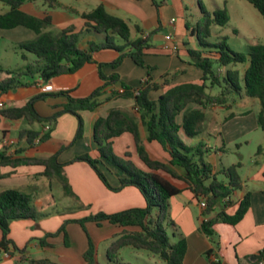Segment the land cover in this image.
<instances>
[{"label":"trees","instance_id":"16d2710c","mask_svg":"<svg viewBox=\"0 0 264 264\" xmlns=\"http://www.w3.org/2000/svg\"><path fill=\"white\" fill-rule=\"evenodd\" d=\"M36 0H0L6 10L0 14V30H11L23 27L32 31L34 40L20 44V48L34 57L32 62L18 70H4L0 73V99L12 90L29 86L32 80L38 79L48 83L62 75H72L87 64H96L93 54L102 50H113L118 57L108 64H97L99 78L103 84L85 98H72L68 92L58 95L67 98L65 104L51 116L42 117L35 108L38 100L49 97L48 94L38 95L29 100L22 107H5L0 109V117L8 120L23 119L28 124L37 123L48 127L47 131H20L19 139H25L27 145L33 146L36 139L43 143L50 139L51 132L57 119L64 114H71L78 118V128L74 141L83 135V124L79 116L83 111H94L103 102L112 99H133L134 110L140 116V122L146 132V142L156 143L167 155V162L153 158L140 137L137 119L122 109H112L105 118H98L93 124V142L98 156L88 154L75 157L71 163H87L96 173L99 180L110 191L119 192L125 188H136L145 200V207L130 208L124 211L107 214L98 212L95 215L80 219L65 221L55 233L46 234L39 239L40 245H45V239L63 235L64 244H68L66 226L69 223L79 224L85 230V224L94 223L100 227L103 223L118 226L120 233L114 236L106 250V259L116 261L118 252L125 247L146 251L158 258L163 264H183L186 242L177 234V227L169 215V199L179 195L182 190L174 186L159 173H165L172 179L183 182L194 195L197 202L204 201L205 219L200 224V232L210 241L213 249L217 248L216 226L219 224L234 227L244 217L249 209V195L246 194L237 204L234 214L227 213V209L234 203L231 200L234 192L241 190L242 181L238 170L241 163L221 168L214 172L211 163L206 161V151L202 144L187 146L179 136L180 131L188 138L197 137L200 127L206 119L205 110L212 106L224 107L229 101L234 102L244 97L255 99L259 104L256 116L257 126L264 131V42L250 46L247 53L233 51L227 44V39L217 37L211 43V28L225 26L229 21L226 9L210 13L198 2L201 18L193 27L191 33L198 42L199 50L188 51L193 66L202 75L201 83H185L169 88L157 99H150L149 93L156 92L162 84L143 81L140 88L128 87L120 83L119 75L113 73L106 77L102 73L103 67L118 68L125 58H129L139 67H147L144 62L146 52L152 48L148 37L135 27L139 34L131 38V31L125 20L109 14L100 5L91 12L82 15L86 20L85 27L80 32L72 28L61 31L57 35L43 32L50 24V18L39 20L27 15L21 7L27 2ZM49 9L58 6L56 0H42ZM264 19V0H246ZM159 8L164 1L155 2ZM96 36L98 41L91 42L87 49H80L79 42L86 35ZM117 42V43H116ZM120 44H119V43ZM24 60L27 59L23 56ZM248 63L242 77L237 65ZM23 79L30 82L25 83ZM119 91H111L103 100L106 87L118 84ZM196 107V108H192ZM128 133L132 136L138 159L145 166V170L138 168L131 160V154L126 152L117 156L113 152V141ZM9 154L7 148L0 150V167L17 168L20 166H41V175L49 181L55 180L63 193L75 197L67 178L64 166L58 162V153L48 158H27L20 154ZM114 172L118 177V185L112 187L107 176L102 172ZM220 177L225 180L218 179ZM215 213L211 218L206 216ZM36 208L29 195L17 190L0 192V253L8 256L19 254L28 264H55L47 259L35 260L26 256V249H19L9 239L10 224L14 221L36 220ZM167 229L172 230L175 241L168 235ZM213 249L207 252L209 257ZM96 248L88 240V249L83 254L84 264H98ZM264 262V248L259 252ZM213 262V261H212Z\"/></svg>","mask_w":264,"mask_h":264},{"label":"crops","instance_id":"0c3cea01","mask_svg":"<svg viewBox=\"0 0 264 264\" xmlns=\"http://www.w3.org/2000/svg\"><path fill=\"white\" fill-rule=\"evenodd\" d=\"M162 1H164V4L157 8L155 2L160 3ZM56 2L58 6L52 9H49L42 0L27 2L21 7V10L39 20L49 17L50 24L43 29V32L57 35L69 28H72L74 32L82 31L86 24V20L82 15L102 5L109 14L126 21L131 31V38L139 36L135 27H138L149 38L152 48L146 52L144 62L152 70L139 67L129 58H125L116 69L103 67L102 73L104 76L108 77L113 73H117L120 83L132 88H140L145 80L156 84H162L166 80V84L161 85L158 91L149 93L150 99L153 100L171 87L185 83H201L202 75L193 66L188 55L189 50L197 51L200 49L196 38L191 35L194 26L190 27L188 23H180V19L184 17L188 10L185 0H56ZM193 2L194 0L190 5ZM0 9V14H2L6 7L0 3ZM172 20H174L173 23ZM167 32L173 36L174 42L178 45V51L175 54L165 52L162 49L164 36ZM4 37L12 42H17L20 46L22 43L34 40L36 35L23 27L0 30V55L1 43ZM97 41L96 36L88 34L79 42V48L82 50L87 49L89 43ZM92 57L96 64H87L75 74L62 75L51 80L49 83L54 89L51 93H42L40 91V80L34 79L29 86L20 87L9 92L4 98L0 99V102L4 104V107H22L32 98L41 94H48L49 97L35 103V108L42 117L51 116L67 101V98L59 96V93L68 92L70 97L75 99L85 98L100 87L103 81L99 78L97 64L111 63L118 57V54L113 50H102L95 52ZM247 67L248 63H245L237 65L235 69L239 70L242 77ZM23 82L29 83L30 81L23 79ZM105 90L106 93L100 100L106 98L111 91L121 90V87L118 83L106 87ZM252 106L259 107L257 100L244 97L234 102L229 101L224 107H209L205 110V114L207 110H210L211 114L209 116L206 114L204 123L207 121L213 122L220 118L219 110L242 109V113L237 115L230 113L224 119V125L227 124V127H230L229 125L236 120L232 118L237 116H239V119L247 117L251 113ZM117 108L131 113L137 119L140 137L152 157L167 162L168 157L159 145L146 142V132L140 122L139 114L134 110L133 99H112L103 102L94 111L80 112L83 135L77 141H74V138L78 128V118L71 114H64L57 119L49 140L43 143L34 142L33 146L27 145L24 138L20 140L19 132L25 130L44 131V127L41 126V129H37L35 128L37 123L28 124L23 119L8 120L0 117V150L5 147L9 154H15L20 150L22 151L20 155L27 158H48L58 153V162L65 165L64 175L78 197L85 202L96 203L105 194L103 188L104 190L106 188L103 187L96 173L87 163L76 162L70 164V162L75 157L84 154H88L92 158L98 156L93 142V124L98 118L107 117L110 110ZM256 116L257 113L255 114V125L258 128ZM203 124L197 137L188 138L182 130L179 136L187 146L202 144L203 149L206 151V161L211 163L214 172H218L221 169L217 162L219 149L216 146L211 147L204 143L205 138L202 130L205 125ZM13 133H15L14 136ZM113 152L117 156H123L126 152L130 153L133 163L138 168L145 170V166L137 157L134 141L130 134L125 133L114 139ZM260 152L261 149H259ZM42 172L43 167L41 166L0 167V181L22 178L24 182L18 186L26 190L33 187L34 180L43 177ZM159 174L182 190L179 195L169 199V215L177 227V234L183 237L186 242L183 264H260V262H257L258 260H253L252 257L259 256V252L264 248V165L260 170H256L255 174V179L263 183L262 187L248 190L241 180V190L233 193L231 200L234 204L227 209V213L234 214L237 204L246 194L249 195V209L236 226L231 227L223 224L216 226L218 246L214 249L209 239L199 230L201 222L205 219L204 210L200 207V203L197 202L183 182L172 179L165 173ZM108 178L111 180L112 185L116 186L118 184L117 175H111ZM4 190L9 189L0 188V192ZM124 190L129 192L130 208L145 207V200L136 188L129 187ZM114 211L105 212L113 213ZM214 215L215 213H212L206 217L211 218ZM62 219L57 217L41 220L38 222L39 228L34 227L35 223L33 221L12 222L10 224L9 239L19 249L31 248L35 250V253L41 256L35 258V260L47 259L55 264H84L83 254L88 249V239L84 230L76 223H70L66 226L68 245L64 244L62 234L46 238V244L43 246L38 242L46 234L55 233L61 226ZM85 229L92 232L95 244L103 240H109L110 243L114 236H117L121 231L118 226L103 223L98 227L92 222L86 223ZM97 230H106L107 233L101 234ZM31 239H35L34 242ZM211 249H213V252L208 257L207 252ZM26 256L33 258L28 252H26ZM212 257H215L218 262H212ZM0 264H28V262L22 260L19 254L8 256L1 251Z\"/></svg>","mask_w":264,"mask_h":264},{"label":"rangeland","instance_id":"374dc122","mask_svg":"<svg viewBox=\"0 0 264 264\" xmlns=\"http://www.w3.org/2000/svg\"><path fill=\"white\" fill-rule=\"evenodd\" d=\"M185 1L188 10L184 17L180 19V23H188L190 27L198 23L202 16L198 2L210 13L223 9L228 11V23L225 26H213L211 28L212 37L209 40L211 43L216 42L217 37H224L227 39L226 44L233 51L246 54L250 46L264 42V19L246 0H194L192 5H190L192 0ZM155 44L157 45L158 43ZM23 56L27 58V61L24 60ZM32 60H34V57L21 49L17 42H12L5 37L3 38L0 55V67L2 69L18 70ZM3 77L4 74L0 73V79ZM219 111L220 118H217L213 122L207 121L203 124L205 125L202 130L205 138L204 143L211 147H218L219 155L217 162L219 168H226L241 163L238 173L245 188L252 190L262 187L263 183L255 179L256 170H260L264 165V131L260 130L255 125V114L258 113L259 107L252 106L251 113L247 115V117H241V120L239 116L232 118L236 120L229 125L230 127H227V124L226 126L224 125V119L227 118L230 113H235L237 115L242 113L243 110L233 108ZM206 114L209 116L211 114L210 110H207ZM224 126L225 128H223ZM40 127L41 125L39 124L35 125L37 129H41ZM12 135L14 136L15 133ZM259 149H261L260 153ZM102 172L107 178L111 175H116L114 172L106 171L105 169H102ZM218 179L225 180L220 176ZM107 180L112 187H115L111 184L109 178ZM22 182H24L22 178L0 181V188L17 190L31 197L38 218L28 221H33L35 223V228H39L38 222L45 219L63 218L61 222L62 226L65 221L80 220L95 215L98 212H109L113 210L120 212L130 209L129 206H131V203H129L128 190L123 189L119 192H113L108 190L101 181V184L106 190L103 188L105 194L101 196L96 203L83 201L78 197L71 186V191L75 197L65 195L61 186L55 180L49 181L45 177H39L34 180L33 187L26 190L19 187L22 185ZM115 211L113 213H116ZM97 231L101 234L107 233L106 230ZM84 232L87 239L90 240L96 248V259L98 264H163L161 260L150 255L148 252L134 250L129 247L122 248L118 252L116 261L109 262L106 259V250L109 245V240H103L95 244L92 232H89L87 229H85ZM167 232L171 239L175 241L176 238L173 237L172 230L167 229ZM34 240L35 239H31L32 242H34ZM26 252L34 259L41 257L31 248H27Z\"/></svg>","mask_w":264,"mask_h":264},{"label":"built area","instance_id":"2783aa9c","mask_svg":"<svg viewBox=\"0 0 264 264\" xmlns=\"http://www.w3.org/2000/svg\"><path fill=\"white\" fill-rule=\"evenodd\" d=\"M172 23L174 22V20L171 21ZM144 38L146 37L145 35L143 36ZM162 49L165 52L171 53V54H175L178 51V45L174 42L173 40V36L170 33H166L164 36V42L162 45ZM41 86H40V91L42 93H51L54 91L52 85L48 82V83H43L42 81H40ZM4 104L0 102V109H3ZM48 130V127H45V131ZM36 143H39V139L35 140ZM200 207L204 210L206 205L204 201L200 202ZM212 261L213 262H218V260L215 257H212ZM260 264H264V262H260Z\"/></svg>","mask_w":264,"mask_h":264},{"label":"water","instance_id":"95a60500","mask_svg":"<svg viewBox=\"0 0 264 264\" xmlns=\"http://www.w3.org/2000/svg\"><path fill=\"white\" fill-rule=\"evenodd\" d=\"M253 260H259L260 259V256H254L252 257Z\"/></svg>","mask_w":264,"mask_h":264}]
</instances>
